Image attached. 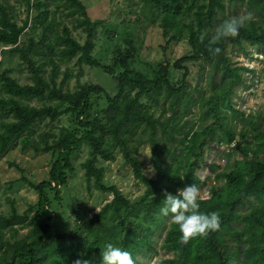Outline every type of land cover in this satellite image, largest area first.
Returning <instances> with one entry per match:
<instances>
[{"label": "trees", "instance_id": "16d2710c", "mask_svg": "<svg viewBox=\"0 0 264 264\" xmlns=\"http://www.w3.org/2000/svg\"><path fill=\"white\" fill-rule=\"evenodd\" d=\"M24 1L28 15L20 25L10 5L0 0L2 55H18L29 74L22 84L12 70H1L0 62V159L19 148L50 153L53 164L40 183L22 179L38 196L23 214L13 201L9 214L0 212V264H74L77 259L98 264L105 243L127 250L137 264L144 248L150 247L153 232L169 220L159 213L162 194H175L190 183L205 184L198 172L204 167L214 172L207 156L220 145L228 148L229 157L216 177L220 184L198 199V211L217 212L219 227L181 241L171 222L162 244L171 257L164 263L264 264V129L259 120L248 124L244 119V128L238 129L235 120L243 113L234 108L232 98L235 89L245 84L244 73L251 71L234 66L226 54L229 45L242 50L245 44L264 48V0H238L255 9L258 19H237L244 21L237 35L221 38H216L213 28L226 8L222 0H142L149 12L161 18L168 44L187 39L190 48L174 62L156 63L151 75L134 67L137 51L131 40L128 47H115L109 64L94 58L97 24L80 0H64L63 6L75 19L74 28L86 33L84 43L67 26L54 30L47 0ZM32 10L37 14L31 16ZM39 25L43 35L36 41L27 33ZM215 48L220 51L214 52ZM73 61L80 71L78 79L84 66L102 69L115 82V95L101 85L80 82L71 90V71L59 82V64ZM208 67L205 81L212 91L207 97L191 80L203 76L194 70ZM197 106L199 116L192 110ZM67 115L74 130L60 135L47 130ZM141 145L150 146L153 177L145 174L137 156ZM84 147L87 192L109 193L113 199L92 217L82 206L73 208L72 230L59 231L54 226V206L63 204L62 192L75 174L73 162ZM116 150L145 188L134 199L104 181L101 162L115 160ZM240 183L244 188L236 193L232 188ZM22 230L27 232L21 234Z\"/></svg>", "mask_w": 264, "mask_h": 264}, {"label": "rangeland", "instance_id": "374dc122", "mask_svg": "<svg viewBox=\"0 0 264 264\" xmlns=\"http://www.w3.org/2000/svg\"><path fill=\"white\" fill-rule=\"evenodd\" d=\"M6 1L12 8L17 22L22 25L28 15V6L24 0H2ZM87 9V13L92 22L97 24L95 30L96 48L93 53L94 58L101 64H109L113 58V52L117 45L128 47L127 41L131 40L137 51L134 67L151 75L154 65L163 60L174 62L175 60L188 54L190 48L187 39L179 42H170L163 36L161 18L154 16L142 3V0H80ZM50 12V21H54V30L61 31L64 26L72 30L74 37L81 43L85 42L86 33L82 29H75L76 21L68 15V10L64 5V0H47ZM226 8L219 13L217 24L213 28V33H217L218 26L229 19H258L255 9H250L246 3L238 0H222ZM31 16L36 15V11H30ZM187 31H184L186 36ZM29 35V36H28ZM43 35L42 26L39 25L36 31H29L28 37H33L38 41ZM51 37V36H50ZM166 47V48H165ZM245 49L229 45L226 54L230 57L234 66H242L251 72L244 73L245 84L235 89L233 96V106L243 115H238L235 123L238 129L244 128L241 119L260 121L264 129V48L250 44H245ZM4 48L0 46L1 70L10 69L13 76L22 84L27 82L28 71L18 55H2ZM56 59V58H55ZM60 73L58 81L65 77V72L71 71L74 78L69 81V87L75 91L80 84H97L105 88L110 96L116 92V84L113 79L104 73L100 68H82V76L78 79L79 69L75 66V61L69 64H59ZM50 71V67L48 68ZM203 74L201 79L191 80L193 86L204 91L207 97L211 94L212 87L207 86L205 81L209 67L196 69ZM219 82V77L215 83ZM2 86L0 85V88ZM195 95H198L195 93ZM199 116L197 107L192 109ZM229 111V110H227ZM230 113V112H229ZM75 129V124L71 116H63L59 121L48 125L47 130H51L57 135L62 132H69ZM115 160L103 161L101 164L105 168V183L118 187L124 195L132 199L145 192L144 186L134 177L133 169L125 164V159L119 150L115 151ZM143 164L146 175L153 177L152 153L149 145H141L137 154ZM88 158V149L83 148L79 158L73 162L75 174L69 180L67 187L63 190V204H55L54 210L57 217L55 228L59 231L70 232L73 225V208L82 206V211L88 217H92L107 202L113 199L109 193H101L92 189L89 194L86 190L85 171L82 164ZM228 148L224 145L215 147L211 154L207 156L208 165H215L214 172L204 167L198 176L205 184L198 186L199 196L207 197L209 189L220 182L216 179L228 164ZM53 164V156L50 153L35 154L32 151L22 152L19 148L10 151L5 157L0 159V212L9 214L13 201L18 213L23 214L30 205L38 200L37 193L30 188L23 178L35 184L46 180L49 176ZM13 165V166H12ZM93 188V187H92ZM244 188L243 184H237L232 189L240 193ZM72 217V219L70 218ZM171 220H166L159 229L155 230L151 238L149 248H144V252L138 256L137 264H165V260L171 257L162 249L163 239ZM27 230H22L24 234Z\"/></svg>", "mask_w": 264, "mask_h": 264}, {"label": "clouds", "instance_id": "9594fccd", "mask_svg": "<svg viewBox=\"0 0 264 264\" xmlns=\"http://www.w3.org/2000/svg\"><path fill=\"white\" fill-rule=\"evenodd\" d=\"M243 20L229 19L218 26L216 38L235 36L243 26ZM219 52V48L213 49ZM199 189L194 184L178 188L175 194L164 192L159 207V213L168 217L179 231V239L187 241L190 238L207 235L219 227V216L212 211L203 213L199 209ZM74 264H96L94 261L77 259ZM98 264H133L131 254L112 243H105L99 251Z\"/></svg>", "mask_w": 264, "mask_h": 264}]
</instances>
